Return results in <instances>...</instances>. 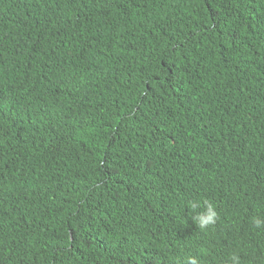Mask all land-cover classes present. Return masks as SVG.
<instances>
[{
	"label": "trees",
	"instance_id": "1",
	"mask_svg": "<svg viewBox=\"0 0 264 264\" xmlns=\"http://www.w3.org/2000/svg\"><path fill=\"white\" fill-rule=\"evenodd\" d=\"M261 75L264 0H0V264H264Z\"/></svg>",
	"mask_w": 264,
	"mask_h": 264
},
{
	"label": "clouds",
	"instance_id": "2",
	"mask_svg": "<svg viewBox=\"0 0 264 264\" xmlns=\"http://www.w3.org/2000/svg\"><path fill=\"white\" fill-rule=\"evenodd\" d=\"M189 207L192 210L200 207L199 202H190ZM219 219V213L216 210V206L211 202H205L204 209L198 212L195 216L196 225L200 229H207L209 226L215 225ZM252 225L256 229L264 228V217L255 216L251 220ZM189 264H198L195 257H189ZM226 264H241L240 256L237 254H232Z\"/></svg>",
	"mask_w": 264,
	"mask_h": 264
},
{
	"label": "rangeland",
	"instance_id": "3",
	"mask_svg": "<svg viewBox=\"0 0 264 264\" xmlns=\"http://www.w3.org/2000/svg\"><path fill=\"white\" fill-rule=\"evenodd\" d=\"M259 78H260V82L262 83V84H264V75L262 76H259ZM264 89V86H262V89L261 90H259V91H262ZM261 110H262V112L264 113V105L261 107Z\"/></svg>",
	"mask_w": 264,
	"mask_h": 264
}]
</instances>
